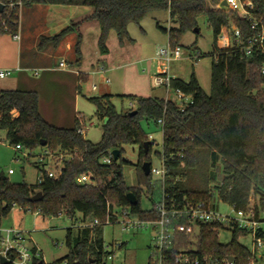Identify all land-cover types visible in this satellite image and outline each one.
<instances>
[{
    "label": "trees",
    "instance_id": "obj_1",
    "mask_svg": "<svg viewBox=\"0 0 264 264\" xmlns=\"http://www.w3.org/2000/svg\"><path fill=\"white\" fill-rule=\"evenodd\" d=\"M228 0H0L5 5L0 13V36L16 35L20 28V15L25 7L34 5H62L91 8V14L73 22L58 35L44 38L57 46L68 34L77 32L75 54L81 58V27L90 22L100 26L98 46L100 53H109L107 41L116 32L120 45L132 42L128 26L140 25L150 14L170 13V22L176 26L169 30L157 23V28L169 37L171 49L180 46L182 37L189 32L200 35V18L213 34V46L209 56L211 90L207 94L195 74L189 82L173 79L172 89H179L193 97L194 103L184 111L175 102L160 98H136L135 107L125 114L117 112L110 103V96L91 99L97 108V116L103 122L102 136L98 144L91 143L78 133L80 120L70 127H59L43 117L39 106V94L35 90L0 91V131H5L9 145H20L24 150L43 148L55 158L63 156V174L58 179L48 176L45 165L34 164L43 181L35 185L14 183L0 172V222L14 209L24 213L35 212L46 217L65 215L74 224L67 229L68 254L52 264H107L110 253L105 252L103 229L109 219L115 222L117 209H129L130 215L140 220L156 219L157 214L141 206L142 188L154 194L152 174L146 176L142 165L150 162L153 144L143 131L142 119L150 126L160 127L163 121L162 164L167 170L160 193L149 198L151 205L165 195L180 203L208 202L216 193L237 210L248 207L251 194L264 202V53L256 51L246 56L240 47L221 48L218 37L227 34L231 25L237 26L246 42L255 35L248 20L227 4ZM254 4L253 14L264 18V0H244ZM20 2L21 7L10 8ZM22 8V9H21ZM7 28V31L6 29ZM196 45V43L194 44ZM203 57L197 53L196 59ZM137 111L131 116L130 113ZM161 128V127H160ZM45 142V146L41 143ZM140 146L139 187L129 188L123 177L122 166L115 161L107 165L102 159L114 150L121 155L126 145ZM121 155L119 158H121ZM32 156V155H31ZM222 161L223 179L213 170L218 159ZM151 163V162H150ZM152 167V164H151ZM92 173L96 186L79 185L81 174ZM162 185V186H161ZM162 187V188H161ZM42 193V199L31 198ZM132 192L138 199L131 205L127 194ZM80 215V217H78ZM99 225L76 228L79 221ZM1 225V224H0ZM212 227H203L199 245L200 255H214L220 260L232 258L235 264H248L250 251L238 242L242 232L236 230L229 244L219 241ZM36 258L33 264H39Z\"/></svg>",
    "mask_w": 264,
    "mask_h": 264
},
{
    "label": "rangeland",
    "instance_id": "obj_2",
    "mask_svg": "<svg viewBox=\"0 0 264 264\" xmlns=\"http://www.w3.org/2000/svg\"><path fill=\"white\" fill-rule=\"evenodd\" d=\"M81 9L84 7L62 5L25 7L20 15L21 42L14 40L11 34L0 36V68L4 66L5 61L18 57V53H21L25 66L28 65L31 69H41L39 70L41 75L43 74L42 68L47 62L46 57L51 55H54L50 60L52 64L58 65L61 59L68 62L70 66L75 64V45L78 40L76 31L68 34L57 46L55 42H48L43 39L58 35L73 22L83 19L86 13ZM199 22L200 35L189 32L182 37L180 42L182 59L171 63L169 75L172 77L175 75V78L189 81L194 72L203 90L210 94L213 58L209 56V53L212 51L213 34L206 22V17H201ZM162 24L164 28H169L165 20L162 21ZM172 27L176 26L172 25ZM19 30L18 34H20ZM131 32L132 37L140 42L147 40V44L142 48H128L121 55L122 52L117 46L116 32L110 33L114 38L109 42L111 56L105 69L102 65H96L97 57L94 55L95 47L92 36L88 38L85 36L86 61L83 71L88 74V77L79 81L77 86L73 81H60L58 78L53 81V85H45L40 96L43 117L46 120H54L55 118L66 120L67 115L65 114L76 110L80 114V120L85 125L84 138L91 143L98 144L103 137V122L98 118L96 105L91 99L110 96V103L120 114L129 111L128 106L131 103L129 96L136 98L159 97L179 104L174 90L166 87H155L153 82L154 76L159 72L160 61L157 55H152L154 52L150 42L155 37H159L163 43L158 47V51L166 49L169 45L167 35L156 28L155 21L150 17L145 18L140 25L132 23ZM195 43L196 45H194ZM68 44L72 45L71 48H68ZM198 52L203 54L199 60L196 59ZM27 75L35 79L34 71H29ZM17 78L18 75L15 73L12 77L0 79V85H8ZM146 121L142 119L140 124L147 137L153 138L154 144L151 148L150 162L154 169H162L163 132L160 127L150 126ZM6 134L5 131H0V172H3L14 183L25 182L31 186L35 185L40 172L34 164L38 163V157L43 155L45 150L39 148L33 152L28 150L16 152L15 147L10 146L6 140ZM123 150L121 158L116 163L119 167L122 166L123 177L127 186L129 188L139 187L140 178L137 165L141 156L139 155L140 146L138 143L126 145ZM30 154L32 156H29ZM60 165L61 162L57 158L51 157L49 166H46L45 169H47L46 171L54 170ZM9 170H13L14 174L9 175ZM213 170L219 175L218 179L222 180L224 175L220 158ZM152 183L154 191L160 193L159 184L163 185L164 182L159 177L152 176ZM141 188L143 190L141 206L143 209L149 210L152 208L149 198H154L157 194L156 192L154 194L148 192L149 190L143 185ZM219 207L221 213L236 217L235 210L231 206L220 203ZM0 224L1 228L22 232L25 239L21 241L20 247L28 250L31 254L37 248L43 264H52L65 258L68 254L67 229L71 228L74 222L64 214L60 217L43 218L35 212L24 213L19 209H14L8 217L1 220ZM156 232L157 230L152 228H137L123 232L120 222L106 225L103 229L105 252L113 255V259L106 260L107 264H150L154 253L153 239ZM232 240L233 234L230 231L220 232L219 241L222 244H229ZM238 242L249 250L253 248L251 236L239 238ZM117 244H123L122 248L117 249Z\"/></svg>",
    "mask_w": 264,
    "mask_h": 264
},
{
    "label": "built area",
    "instance_id": "obj_3",
    "mask_svg": "<svg viewBox=\"0 0 264 264\" xmlns=\"http://www.w3.org/2000/svg\"><path fill=\"white\" fill-rule=\"evenodd\" d=\"M1 4V3H0ZM227 4L233 11L238 12L243 18L249 21L250 29L255 32V35L249 38L246 42L243 40L240 29L231 25L227 34L222 33L218 37V43L221 48L231 49L240 47L246 56L253 55L256 51L264 53V18L257 17L253 14L254 4L251 1L244 0H228ZM15 6L21 7V3L10 4V8ZM5 8V5H4ZM7 31V28H5ZM14 40L20 41L21 37L17 33L12 35ZM157 56L160 61V68L157 75L154 76L153 82L155 87H166L172 89V80L169 75V63L172 60L181 57V48H168L159 50ZM59 68L65 69V61L59 64ZM20 69L0 70V79L12 77ZM264 74V68H263ZM37 76V74H35ZM95 88V87H94ZM174 90V89H172ZM178 103L176 105L179 109L184 111L189 105L194 103L193 97L184 93L183 91L174 90ZM169 101V100H166ZM80 120V119H79ZM80 127L78 133L85 134V125L80 120ZM163 121H159L161 129L163 128ZM85 136V135H84ZM149 142L153 143V138L148 137ZM20 145L15 147L16 152H23ZM30 154L29 156H31ZM113 152L102 159L103 164L110 165L114 161ZM54 157L49 151H45L43 155L38 157L40 165L49 166V159ZM61 162L59 168L46 171L48 176L52 179H58L63 174V156L58 159ZM47 170V169H46ZM14 174L13 170H9V175ZM152 176H157L164 182L167 170L163 166L162 169H154L151 167ZM43 181L42 174L38 177V182ZM77 183L79 185L96 186L95 177L92 173H84L78 176ZM161 200L155 205H151L149 210L156 212V219L140 220L130 215L129 209L119 208L115 215L117 217L115 222L106 220L105 226L114 223H121L122 231H131L137 228H152L157 230L153 239L154 253L150 264H235L234 259L220 260L214 255H200L199 243L201 239V231L203 227H212L211 229L217 232L218 238L221 231H230L233 235L236 230L242 232L239 238L247 236L252 237L253 248L250 251L248 264H264V202L261 203L259 197L251 194L249 205L244 210H237L233 205L223 201L218 193L215 194L214 199L205 202H189L180 203L176 198H171L170 195H165L164 189ZM224 203L231 206L236 213V217L225 215L220 212L219 204ZM62 216V215H61ZM121 220V221H119ZM100 222L95 220L93 223H84L79 221L76 228H85L99 225ZM75 225V226H76ZM74 226V227H75ZM22 232H17L13 229H4L0 226V264L1 258H4L7 264H33L36 258H40V252L37 248L34 253H29L28 250L20 247L21 241L24 240ZM19 246V248H18ZM123 244H117L116 248H122ZM108 259H113L110 254Z\"/></svg>",
    "mask_w": 264,
    "mask_h": 264
},
{
    "label": "crops",
    "instance_id": "obj_4",
    "mask_svg": "<svg viewBox=\"0 0 264 264\" xmlns=\"http://www.w3.org/2000/svg\"><path fill=\"white\" fill-rule=\"evenodd\" d=\"M75 10H79V9H75ZM81 10L83 12L85 11V13H86V14H84L83 18L85 16L87 17L88 15L91 14V8H89V7H84V9H81ZM148 17L152 18L155 21L156 28H157V23L158 22L163 27L162 21H164V20H165V23L168 24V26H169V28H167V29L169 30L170 28H172L173 24L170 22V17L171 16H170V13H168V12H156V13L150 14ZM76 20H77V18H76ZM81 20H82V18L79 21H81ZM131 24H129V26H128V32H129V35H130V37H131V39L133 41L130 42V41L126 40L124 42V44L120 45L119 40L117 39V42H118L117 46H118L120 52H122L121 55H123L128 48H134V47L142 48L148 42L147 40H144V41L140 42V41H138V39L132 37ZM20 29H21V27H20ZM142 29H143V27H142ZM143 30H145V29H143ZM80 31H81V35H82V43H81V48L82 49H81V58H80L79 63H77V61L79 60L77 58V56L75 58V64H71V66L64 59H61L59 64L62 61H65L66 65H68L65 69H62V68H59V66H60L59 64H58L59 66L55 65V64H52V62L50 60H51V58L54 57V55H51L49 57H46L47 58L46 59L47 62L45 64L44 68H42L41 72L43 74L41 75V74H39V70H41V69H39V70L38 69H31V68H29L28 65L25 66V64H23V60H22L21 55H20L21 53H18V57L16 56L14 59H11L10 61H5V63H3L4 66H2V68H0V70H6V69L17 70V69H20V71L17 72L18 78L15 79L14 82L9 83L8 85H5V84L0 85V91H3V90H16V89H20V90H29V89L30 90H35V91L38 92L39 99H40L41 90L42 91L44 90V88H45L44 86L45 85H53V81H56L55 80L56 78L60 79V81L61 80L62 81H69V82L73 81L74 83H76V86H77L79 84V81H83V80H85L88 77V74L85 71H83V69L85 67L84 66V62L86 61L85 60V50H84L85 49L84 48V46H85L84 45L85 36L87 38L92 36V38H93L92 42L94 43V47H95L94 55L97 57L96 65H102V66H104V69L107 68V61L110 59V56H111V49L109 47V42H110V40L111 41L113 40V38H114L113 35L110 34V36L108 38V41H107L109 53L106 54V55H102L100 53V49H98L99 48L98 42H99V38H100V33L102 32L100 30V26L96 22H90V23L84 24L81 27ZM144 32L146 33V31H144ZM19 33H20L19 35L21 37V30H19ZM116 38H118V37H116ZM167 39H168V42H169V37L168 36H167ZM21 40H22V37H21ZM21 40L19 41V43L21 42ZM162 43H163V40L159 39V37H155L154 40H152V42H150V44L153 46V52H154L152 55L156 56L158 54V52H160V51H158V47H160V44H162ZM71 46H72L71 44H68V48H71ZM19 50H20V48H19ZM196 55H197V53H196ZM181 59H182V54H181V57L179 59L172 60L169 63V69L168 70H170L171 63L180 61ZM211 67H212V64H211ZM159 70H161L160 67H159ZM29 71H34L35 79H32L31 77H28L27 73ZM35 74H37V76ZM191 77H192V75H191ZM191 77H190V79H191ZM173 78H174V80L175 79H179V78H175V75L173 76ZM196 78L198 79L197 76H196ZM37 80H39V81H37ZM179 80H181V79H179ZM182 81H184V80H182ZM189 81H184V82H189ZM198 81H199V79H198ZM199 83H200V81H199ZM106 95H108V94H106ZM154 98H156V97H154ZM157 98H159V97H157ZM160 99H162V98H160ZM130 102L131 103L128 106L129 110L134 108L135 107V103H136V102H134L132 100ZM40 103L41 102L39 101L40 111L42 113V110H41L42 108H41ZM65 115H67L66 120L65 119H63V120L61 119L60 120L59 118H55L54 120H52L50 118L51 120L47 119V121L50 122L51 124L55 125V126L70 127V126L73 125V123L75 122L76 119H80L79 118L80 114L76 110H74L73 112L70 111L69 114H65Z\"/></svg>",
    "mask_w": 264,
    "mask_h": 264
},
{
    "label": "water",
    "instance_id": "obj_5",
    "mask_svg": "<svg viewBox=\"0 0 264 264\" xmlns=\"http://www.w3.org/2000/svg\"><path fill=\"white\" fill-rule=\"evenodd\" d=\"M3 10H4V5L0 4V13L3 12ZM198 31H199L198 29L195 30V32H198ZM136 114H137V111L136 110L133 111L132 113H130L131 116H134ZM149 144H151V142H147L145 144L146 148L149 146ZM45 145H46L45 142H42L41 143V146H45ZM113 154H114L113 155L114 161L117 162L118 159H119V156L121 155L120 150H118V149L117 150H114L113 151ZM142 168H143V171H144L145 175L146 176H149L150 173H151V163L148 162V161L147 162H144L143 165H142ZM41 199H42V193L39 192L35 196H33L31 198V201L32 202H38ZM127 199H128V201H129V203L131 205H137L139 203L137 197L132 192H130V193L127 194ZM230 260H232V258H230ZM90 263L93 264L94 261H90ZM1 264H7V262H6V260L4 258H1ZM39 264H43V261H41Z\"/></svg>",
    "mask_w": 264,
    "mask_h": 264
}]
</instances>
